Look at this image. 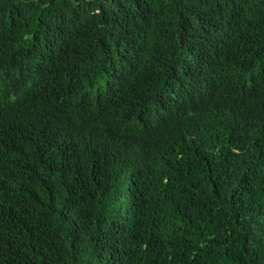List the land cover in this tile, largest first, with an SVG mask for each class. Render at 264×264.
<instances>
[{
    "label": "trees",
    "instance_id": "trees-1",
    "mask_svg": "<svg viewBox=\"0 0 264 264\" xmlns=\"http://www.w3.org/2000/svg\"><path fill=\"white\" fill-rule=\"evenodd\" d=\"M0 264H264V0H0Z\"/></svg>",
    "mask_w": 264,
    "mask_h": 264
}]
</instances>
